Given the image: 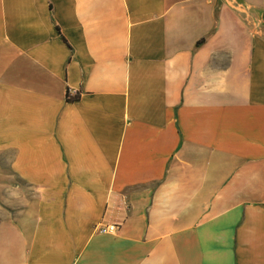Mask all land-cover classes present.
Returning <instances> with one entry per match:
<instances>
[{
    "label": "crops",
    "instance_id": "0c3cea01",
    "mask_svg": "<svg viewBox=\"0 0 264 264\" xmlns=\"http://www.w3.org/2000/svg\"><path fill=\"white\" fill-rule=\"evenodd\" d=\"M0 264H264V0H0Z\"/></svg>",
    "mask_w": 264,
    "mask_h": 264
},
{
    "label": "built area",
    "instance_id": "2783aa9c",
    "mask_svg": "<svg viewBox=\"0 0 264 264\" xmlns=\"http://www.w3.org/2000/svg\"><path fill=\"white\" fill-rule=\"evenodd\" d=\"M118 227L116 225H108L105 227L100 228V232L102 233H114L116 232Z\"/></svg>",
    "mask_w": 264,
    "mask_h": 264
}]
</instances>
